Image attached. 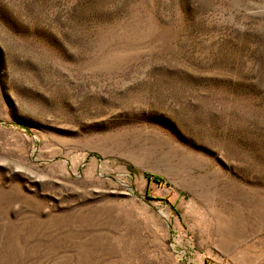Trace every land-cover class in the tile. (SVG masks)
Instances as JSON below:
<instances>
[{"label":"rangeland","instance_id":"374dc122","mask_svg":"<svg viewBox=\"0 0 264 264\" xmlns=\"http://www.w3.org/2000/svg\"><path fill=\"white\" fill-rule=\"evenodd\" d=\"M0 264H264V0H0Z\"/></svg>","mask_w":264,"mask_h":264},{"label":"trees","instance_id":"16d2710c","mask_svg":"<svg viewBox=\"0 0 264 264\" xmlns=\"http://www.w3.org/2000/svg\"><path fill=\"white\" fill-rule=\"evenodd\" d=\"M145 176H146V178L151 177V175H148V174H145ZM151 178H152V179H156V178L159 179L158 177H154V176H152Z\"/></svg>","mask_w":264,"mask_h":264}]
</instances>
